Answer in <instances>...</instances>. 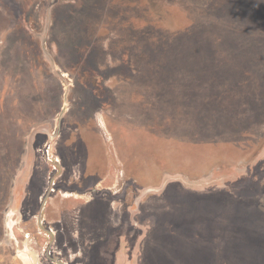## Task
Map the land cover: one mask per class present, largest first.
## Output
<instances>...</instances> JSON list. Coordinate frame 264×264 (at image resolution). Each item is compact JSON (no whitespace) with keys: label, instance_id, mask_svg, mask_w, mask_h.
Segmentation results:
<instances>
[{"label":"rangeland","instance_id":"374dc122","mask_svg":"<svg viewBox=\"0 0 264 264\" xmlns=\"http://www.w3.org/2000/svg\"><path fill=\"white\" fill-rule=\"evenodd\" d=\"M0 264H264V0H0Z\"/></svg>","mask_w":264,"mask_h":264}]
</instances>
